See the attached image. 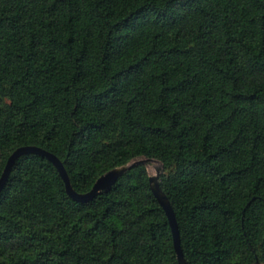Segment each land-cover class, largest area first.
<instances>
[{"label": "trees", "instance_id": "trees-1", "mask_svg": "<svg viewBox=\"0 0 264 264\" xmlns=\"http://www.w3.org/2000/svg\"><path fill=\"white\" fill-rule=\"evenodd\" d=\"M25 145L78 192L156 159L187 264H264V0H0V177ZM150 175L22 155L0 264H180Z\"/></svg>", "mask_w": 264, "mask_h": 264}, {"label": "water", "instance_id": "water-1", "mask_svg": "<svg viewBox=\"0 0 264 264\" xmlns=\"http://www.w3.org/2000/svg\"><path fill=\"white\" fill-rule=\"evenodd\" d=\"M24 154H40L42 156L47 157L51 162H53L55 166L58 168L61 176L63 177L66 183V187L69 195L79 202H88L92 200L95 196L110 191L112 187L116 184V182L119 180V178L122 175H124L127 171H129L134 165L147 164L152 160H156L152 158H141L139 160H135L132 163L115 167L107 171L103 175H101L97 179V181L95 182L94 186L90 191L78 192L74 189L72 185L69 173L64 163L57 155L37 145H25L17 148L9 157L7 164L4 168V171L2 173V176L0 177V194L10 177V174L12 172L15 163ZM163 173H164V166L162 165L157 168L156 174L150 175L151 188L168 216L174 237V244L177 252L178 261L180 264H187L181 244V235H180L176 212L172 206L170 198L168 197V195L161 186L160 179Z\"/></svg>", "mask_w": 264, "mask_h": 264}, {"label": "rangeland", "instance_id": "rangeland-1", "mask_svg": "<svg viewBox=\"0 0 264 264\" xmlns=\"http://www.w3.org/2000/svg\"><path fill=\"white\" fill-rule=\"evenodd\" d=\"M157 165L162 166V163L158 160H152L147 163V168L151 175H154L157 173Z\"/></svg>", "mask_w": 264, "mask_h": 264}, {"label": "bare ground", "instance_id": "bare-ground-1", "mask_svg": "<svg viewBox=\"0 0 264 264\" xmlns=\"http://www.w3.org/2000/svg\"><path fill=\"white\" fill-rule=\"evenodd\" d=\"M160 167V165H157V168Z\"/></svg>", "mask_w": 264, "mask_h": 264}]
</instances>
